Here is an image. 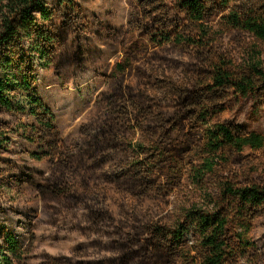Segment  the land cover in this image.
<instances>
[{"label": "trees", "instance_id": "trees-1", "mask_svg": "<svg viewBox=\"0 0 264 264\" xmlns=\"http://www.w3.org/2000/svg\"><path fill=\"white\" fill-rule=\"evenodd\" d=\"M96 1L122 9L123 0ZM132 6L123 28L102 23L87 0H0V155L17 135L28 145L21 152L50 170L47 178L0 170L3 183L39 193L44 209H22L23 240L0 237V264H28L41 221L66 238L48 247L74 264H240L264 224V165L242 155L264 152V0ZM229 34L251 43L233 55L223 48ZM94 39L123 54L99 66L91 117L62 145L38 97L37 68L82 71L98 60ZM20 114L32 123L11 129ZM189 184L205 206L187 203L170 224L116 218L98 194L102 187L163 211Z\"/></svg>", "mask_w": 264, "mask_h": 264}, {"label": "rangeland", "instance_id": "rangeland-1", "mask_svg": "<svg viewBox=\"0 0 264 264\" xmlns=\"http://www.w3.org/2000/svg\"><path fill=\"white\" fill-rule=\"evenodd\" d=\"M132 5L133 0H123L121 3L122 9H116L103 1L87 0L89 9L100 15L102 23L106 24L107 22L111 27H127V24L130 22L129 12L133 7ZM106 13L109 15L105 16ZM250 43V37L229 34L223 40V48L225 51L233 53V55H239L242 49H244V45ZM92 46L97 51L98 60L87 64L82 71L71 70L53 74L39 67L37 68L38 97L54 114L55 124L58 128L57 131L62 145L72 139H79L77 134L78 128L81 125L87 124L91 117L95 96L103 87V82L98 74L99 66L105 62L114 63L123 54L122 48L117 51L110 50L103 45V42L96 41L95 39L92 42ZM226 106H234V111H236L239 104L232 101ZM249 110L250 108L246 109L241 118L242 121H251L252 116L251 113H248ZM18 116H20L21 120H18L16 123L12 122L10 125L11 129L21 123H32V120L27 118L25 114ZM252 122L255 121L252 120ZM8 139V151H2L0 155V170L4 171V173L12 171L27 176L32 173L31 169H34L36 172H41L43 178L48 177L50 173L48 167L31 161L24 151L21 152V145L26 148H28V145L20 136L9 134ZM242 155L248 157L255 164L264 165V152L251 154L249 150H245ZM27 169L29 170L27 171ZM37 179L33 181L34 184L42 183L41 177L40 179L37 177ZM174 193V196L171 195L170 197L169 207L163 211L154 205H147V201H143V204L127 194L113 190L103 191L102 187H100L98 194L107 195V197L103 198L105 200L104 205L116 218H122L125 213L132 212L134 213L133 215L143 221L161 220L167 224L172 223L179 209L189 202L195 203L198 206H205V200L201 196V192L197 191L190 184L186 188L183 187L181 191ZM42 206V199L39 193H36L32 189H19L18 186L3 183V180L0 179V237L3 239L10 232L15 237H20L23 240L21 234L25 225L20 216L22 209L30 208L33 211H37V214H42L44 211ZM30 215L32 216V213ZM46 222H48V219ZM38 227V230H36L38 237L34 238L31 247L24 254L25 261L28 264H74L75 258L67 257L69 260L71 259V262L68 263V261H64L62 257H59V254L53 253V249L48 247L50 244H55V242H65L66 238L60 237V232H56V235H53V232L47 234L49 233L48 230H55L56 228L45 227L44 221H41ZM191 237L190 233L187 240L190 241ZM249 241L251 243L249 253L239 256L240 264H255L258 263V260H264V224H260L252 232L249 236ZM29 242L28 240L23 248ZM40 244H46L42 246L45 250L39 248L41 247ZM9 258L12 259V256ZM13 264L17 263L13 262Z\"/></svg>", "mask_w": 264, "mask_h": 264}]
</instances>
